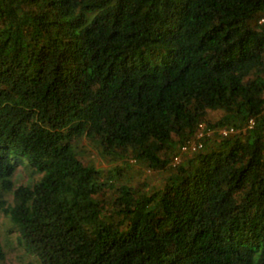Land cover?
Returning <instances> with one entry per match:
<instances>
[{"label": "trees", "instance_id": "16d2710c", "mask_svg": "<svg viewBox=\"0 0 264 264\" xmlns=\"http://www.w3.org/2000/svg\"><path fill=\"white\" fill-rule=\"evenodd\" d=\"M0 213L17 264H264V0H0Z\"/></svg>", "mask_w": 264, "mask_h": 264}, {"label": "rangeland", "instance_id": "374dc122", "mask_svg": "<svg viewBox=\"0 0 264 264\" xmlns=\"http://www.w3.org/2000/svg\"><path fill=\"white\" fill-rule=\"evenodd\" d=\"M211 118H216L219 116L218 113L211 112L209 114ZM83 146L81 145L82 142H78V148L77 151L79 153V156L85 159L92 160V162H95L96 165L100 166V168L105 171L106 168H109V165H112V163H108L105 161H101L99 157H95L96 152L93 150V148L88 147V145H85V141H83ZM86 146V147H84ZM99 161V162H98ZM117 166H123L120 161H117ZM127 176L130 178L131 182L136 181H143L145 180V177H152V180L157 178V174H151L146 170L145 167L142 165L135 164L132 165L130 168L127 169ZM22 178L25 179L26 175L25 172H23ZM0 238L2 241V245L6 249L7 252V264H17L20 259L26 260L27 255L24 253L23 247L18 244V241L16 240V231L13 229L9 221L1 215L0 213Z\"/></svg>", "mask_w": 264, "mask_h": 264}, {"label": "built area", "instance_id": "2783aa9c", "mask_svg": "<svg viewBox=\"0 0 264 264\" xmlns=\"http://www.w3.org/2000/svg\"><path fill=\"white\" fill-rule=\"evenodd\" d=\"M253 124L252 119L249 120V126ZM233 126L227 127H208L204 122H200L192 138L187 140L180 146V154L189 153L200 149L203 146V139L213 137H227L234 133ZM181 156L175 155L173 162L178 163Z\"/></svg>", "mask_w": 264, "mask_h": 264}]
</instances>
